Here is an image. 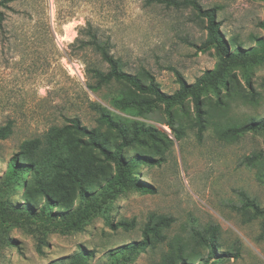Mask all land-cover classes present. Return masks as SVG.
<instances>
[{"label":"rangeland","instance_id":"374dc122","mask_svg":"<svg viewBox=\"0 0 264 264\" xmlns=\"http://www.w3.org/2000/svg\"><path fill=\"white\" fill-rule=\"evenodd\" d=\"M145 1L17 0L11 4L16 12L4 11L0 126L11 120L14 127L9 138L0 140V205L7 206L0 223V264H71L80 251L88 257L80 264H106L109 250L142 240L151 215L171 221L159 227L158 236H150L145 250L126 264H163L179 246L200 256L190 264H264V216L247 220L239 210L241 193L264 209V184L256 179L257 169L242 164L247 156L264 154V135L248 132L226 142L218 138L213 125L264 121V66L255 70L251 80L255 101H230L224 115L213 113L201 137L197 128L185 127L177 138L166 125L162 107L143 115L120 112L113 106L124 92L119 83L91 87L95 80L87 74V67L103 71L107 67L90 48H77V39H84L80 30L87 22L103 40L109 39L110 51L125 71L138 73L143 80L142 71H148L167 93L179 87L176 72L192 83L217 63L214 49L202 50L207 40L205 19L189 8L176 10ZM198 2L204 9L215 8L221 34L231 45L249 48L255 38L264 37L258 26L264 20V0ZM99 106L124 118L128 139L134 137V121L156 129L151 136L139 134L124 150L127 158L144 154L158 162L141 165L136 175L154 192L129 188L104 211L83 214L84 204L78 198L66 210L57 198H51L49 215L43 209L44 197L38 194L39 183H50L60 157L77 152L87 157L81 148L75 149V140L86 137L67 129L66 119L77 118L88 130H96L111 149L121 141L118 132L99 120ZM188 106L193 116L192 105ZM32 139H39L40 144L31 153V167L17 186L5 187L2 178L9 160ZM96 174L95 182L104 177ZM25 199L31 201V211H17ZM120 222L132 226H118ZM210 227L217 231L215 255L205 263L209 249L197 244L192 235Z\"/></svg>","mask_w":264,"mask_h":264},{"label":"trees","instance_id":"16d2710c","mask_svg":"<svg viewBox=\"0 0 264 264\" xmlns=\"http://www.w3.org/2000/svg\"><path fill=\"white\" fill-rule=\"evenodd\" d=\"M15 1L17 0H0V29H2L5 20L4 11L16 12L11 6ZM145 4L163 5L176 10L189 8L197 16L205 19L207 40L203 44L202 50L214 49L218 59L217 63L212 69L205 70L192 83L186 82L176 72L179 87L175 92L167 93L161 90L154 76L148 71H142L144 80L138 73L125 71L119 59L111 53L109 39L103 40L96 27L87 22L85 27L80 30V35L84 39H77V48H90L107 67L104 71L95 66L87 67V74L95 80V85L91 86L92 88H99L111 82L119 83L124 92L122 96L115 98L113 106L122 113L143 115L145 112L162 107L167 118L166 125L177 138L181 137L185 127L197 128V136L201 137L210 124L213 113L219 112L220 115H224L232 100H240L244 103L255 101L257 95L251 87V80L255 70L264 66V37L255 38L254 45L249 48L231 45L221 34L215 8L204 9L198 0H146ZM65 16L62 18H66ZM258 26L264 30V20ZM240 79L243 81L240 82ZM243 85H246L249 90L247 91ZM212 97L215 98V104L212 103ZM189 103L193 108V116H191L192 111L188 106ZM98 110L101 123L118 132L121 141L111 149L106 140L101 141L96 130H88L80 124L77 118L66 119L69 123L66 125L67 129L72 128L86 137V140H75L77 145L75 149L81 148L87 157L81 156L78 152L74 156L60 157L54 165L56 172L50 183H39L38 194L44 197L43 209L49 215L52 210L51 198H57V202L63 210L71 208L75 198H78L84 204L80 209L83 214L86 210L104 211L115 196L129 188H135L142 193L154 192L149 185L138 181L136 175L141 165L150 166L158 162L144 154H135L127 158L124 156V150L132 144L133 138H138L139 134L151 136L156 129L151 125L134 121V137L128 139V129L122 123L123 117L113 115L100 106ZM213 125L218 138L226 142H234L248 132H258L264 135V121L255 119L233 123L219 121ZM13 127L11 120L0 126V140L11 136ZM39 144V139L26 141L23 144L24 150L17 155L18 157L15 156L9 160L2 178L5 187L11 188L18 185L20 178L31 167L33 163L31 153L38 148ZM93 151H96L97 155H93ZM242 164L256 168V179L259 183L264 184V154L247 156L242 160ZM106 168L109 169L108 172L105 171ZM96 173L104 175L97 182H95ZM240 195L243 203L239 210L245 213L247 220L264 216V209H261L253 199L244 193ZM25 200V205L16 209L17 211H31V201ZM6 209V205H0V223L4 219ZM170 221L171 218L151 215L142 232V240L109 250L106 264L129 262L131 258L145 250L150 243V236L157 237V229L168 226ZM118 226L126 228L132 226V223L120 222ZM216 234V227H210L205 232H193L192 239L197 244L204 245L209 249L205 263L214 258ZM262 236H264V225ZM38 251H41L40 246H38ZM86 258L88 257L84 251H80L71 264H80ZM195 259L200 260V256L187 253L183 247L179 246L169 252L163 264H190Z\"/></svg>","mask_w":264,"mask_h":264}]
</instances>
